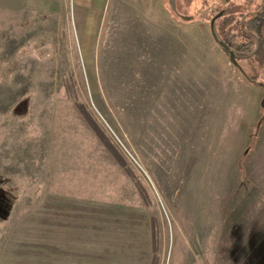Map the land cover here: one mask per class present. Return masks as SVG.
<instances>
[{
	"label": "rangeland",
	"instance_id": "rangeland-1",
	"mask_svg": "<svg viewBox=\"0 0 264 264\" xmlns=\"http://www.w3.org/2000/svg\"><path fill=\"white\" fill-rule=\"evenodd\" d=\"M175 1L0 0V264H264V89Z\"/></svg>",
	"mask_w": 264,
	"mask_h": 264
},
{
	"label": "flooded vegetation",
	"instance_id": "flooded-vegetation-1",
	"mask_svg": "<svg viewBox=\"0 0 264 264\" xmlns=\"http://www.w3.org/2000/svg\"><path fill=\"white\" fill-rule=\"evenodd\" d=\"M188 3V0H177L176 11L173 14L178 15L182 20L186 18L193 19L195 16L186 14L180 9L182 6H189ZM224 5V7L219 8L213 15L214 17L219 12L228 10L224 18L227 16L230 17L229 21H226L222 26L220 24L222 17L216 23L221 39L238 53H251L258 46L256 55L247 60H238V64L243 69L240 62H251L253 58L260 56L262 71H264V0H244L241 2L239 0H227ZM235 68L241 72L248 82L252 84L257 82L244 69L243 73L239 68ZM262 88L264 89V87Z\"/></svg>",
	"mask_w": 264,
	"mask_h": 264
},
{
	"label": "water",
	"instance_id": "water-1",
	"mask_svg": "<svg viewBox=\"0 0 264 264\" xmlns=\"http://www.w3.org/2000/svg\"><path fill=\"white\" fill-rule=\"evenodd\" d=\"M169 3L172 7H175V0H169ZM173 10V9H172ZM228 13V10H223L219 12L217 15H215L211 21H210V32L212 35V38L216 45L220 48V50L228 57L229 61L237 68H239L243 73L244 70L239 66L238 60H247L256 55L258 52V46H256V49L252 51L251 53L244 54V53H238L232 48H230L220 37L218 30H217V20L221 19L222 17L226 16ZM258 45V44H257ZM246 76V74H245ZM247 77V76H246ZM248 78V77H247ZM256 86L264 87L263 83L256 82Z\"/></svg>",
	"mask_w": 264,
	"mask_h": 264
},
{
	"label": "trees",
	"instance_id": "trees-1",
	"mask_svg": "<svg viewBox=\"0 0 264 264\" xmlns=\"http://www.w3.org/2000/svg\"><path fill=\"white\" fill-rule=\"evenodd\" d=\"M253 77V76H252ZM254 78V77H253ZM76 107L80 113V115L84 118V120L86 121V123L91 127V129L98 135L99 139L102 141V143L107 147V149L109 150V152L113 155V157L115 159H120L118 153L115 151V149L112 147V145L107 141V139L105 138L104 134L101 132L100 128L98 127V125L96 124V122L93 120V118L91 117V115L89 114V112L86 110L85 106L81 103L75 102ZM21 105H27V101L26 102H22L20 103V105L18 106L20 109ZM140 192L142 193L143 196H145L144 190L142 189V187L138 184L137 185Z\"/></svg>",
	"mask_w": 264,
	"mask_h": 264
},
{
	"label": "crops",
	"instance_id": "crops-1",
	"mask_svg": "<svg viewBox=\"0 0 264 264\" xmlns=\"http://www.w3.org/2000/svg\"><path fill=\"white\" fill-rule=\"evenodd\" d=\"M262 222H264V220H263ZM261 232H263L262 234L264 235V224H263V228H262ZM259 233H260V232H259ZM255 237H257L256 234L251 235V239H252V240H253ZM252 240H251V241H252ZM262 240H263V238H262ZM263 243H264V242H263Z\"/></svg>",
	"mask_w": 264,
	"mask_h": 264
}]
</instances>
